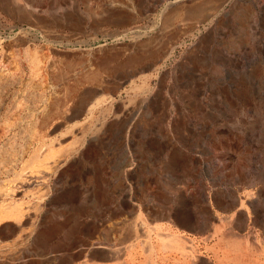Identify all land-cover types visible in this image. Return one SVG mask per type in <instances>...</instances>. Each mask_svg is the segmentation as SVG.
<instances>
[{
    "label": "rangeland",
    "instance_id": "rangeland-1",
    "mask_svg": "<svg viewBox=\"0 0 264 264\" xmlns=\"http://www.w3.org/2000/svg\"><path fill=\"white\" fill-rule=\"evenodd\" d=\"M167 1L0 0V264H264V0Z\"/></svg>",
    "mask_w": 264,
    "mask_h": 264
},
{
    "label": "bare ground",
    "instance_id": "bare-ground-1",
    "mask_svg": "<svg viewBox=\"0 0 264 264\" xmlns=\"http://www.w3.org/2000/svg\"><path fill=\"white\" fill-rule=\"evenodd\" d=\"M65 1V0H64ZM176 1H178V0H168L167 2H166V4H165V6L164 7H167V6H171V5H173ZM224 3V2H223ZM119 6V5H118ZM28 8H30V7H28ZM199 8H200V6H199ZM32 9V8H31ZM197 11V10H196ZM169 16V15H168ZM170 18V17H169ZM171 47V46H170ZM154 56V55H153ZM140 57V56H139ZM146 58H147V56H146ZM155 59V58H154ZM158 59V58H157ZM143 60V59H142ZM144 60H145V58H144ZM143 60V61H144ZM150 60H151V58H150ZM149 62V61H148ZM155 62V61H154ZM154 62H152V63H154ZM152 65V64H151ZM146 66V65H145ZM148 66H150V65H148ZM153 66H155V65H153ZM111 90V89H110ZM111 92H112V94H115V91H114V89H112L111 90ZM94 95V94H93ZM110 97H111V95H109ZM102 97V96H101ZM99 98H100V96H99ZM103 98V97H102ZM113 97H111V99H112ZM122 100V99H121ZM93 103H96V102H99L98 100H97V98H96V100L94 99L93 101H92ZM91 102V104H89V106H88V109H90L91 107H93L95 104H93ZM98 104V103H97ZM93 105V106H92ZM128 105V101H117V110H120V112L122 111V114H123V116L122 117H120L119 119H117L118 117V115L116 114V115H114V116H116V119H114L112 122H109V123H106V122H101V124H100V127H99V129H103V127L105 126V129L104 130H106V129H112V128H115V130L117 129V127L119 128V130H121L122 131V127L123 126H125V123H126V121H125V119H124V116H125V114H127V112H126V106ZM115 112V111H114ZM114 116H113V118H114ZM112 117V116H111ZM159 118L158 117H156V116H151L150 115V118H149V122H147L148 124H150V123H154V124H158L159 123V120H158ZM85 120V119H84ZM186 120V119H185ZM184 120V121H185ZM82 121V120H81ZM105 121V120H104ZM189 121V120H188ZM187 121V122H188ZM147 124V125H148ZM188 124V123H187ZM93 126V125H92ZM154 126V125H153ZM158 127H159V125H158ZM157 127V128H158ZM193 127V126H192ZM124 128V127H123ZM156 129V128H155ZM157 130V129H156ZM155 130V131H156ZM68 131V130H67ZM108 131V130H107ZM132 132V131H131ZM147 132V131H146ZM151 132V131H150ZM157 132V131H156ZM184 133V132H183ZM154 134V133H153ZM155 135H156V133H155ZM76 136V135H75ZM64 136L62 135L61 136V138H63ZM76 141V140H75ZM126 141H128V140H126ZM132 141V140H131ZM58 142V141H57ZM45 144V143H44ZM52 144V143H51ZM43 145V144H42ZM46 145V144H45ZM57 146V145H56ZM45 147V146H44ZM66 147V146H65ZM41 148V147H40ZM49 149H50V147H49ZM44 150V149H43ZM64 151V150H63ZM65 151H66V149H65ZM65 151H64V153H65ZM67 151H68V148H67ZM52 152H54V151H52ZM37 153V152H36ZM49 153H51L50 151H49ZM48 153V154H49ZM55 153V152H54ZM59 153H61L60 151H59ZM58 153V151H57V154H59ZM63 153V154H64ZM67 153V152H66ZM48 154L46 155V156H48ZM56 154V153H55ZM63 154H61V155H63ZM38 155V154H37ZM44 155V154H43ZM42 154H41V156L42 157H44ZM51 154H49V156H50ZM53 155V154H52ZM55 156V155H54ZM53 156V157H54ZM58 156V155H57ZM57 156H55V157H57ZM52 157V156H51ZM33 158H35L34 156H33ZM36 158H37V156H36ZM39 158V157H38ZM45 158V157H44ZM47 159H48V157H46ZM62 157H60V159H61ZM43 159V158H42ZM35 160V159H34ZM38 161V160H37ZM47 161H49V160H47ZM58 161V160H57ZM51 162H53L52 160H51ZM36 163H38V162H36ZM44 163V162H43ZM39 164H41V162H39ZM54 164H55V162H54ZM35 165V164H34ZM33 165V166H34ZM50 165V164H49ZM51 165H52V163H51ZM47 166V165H46ZM45 166V167H46ZM55 166V165H54ZM45 168L44 166H41V167H39V166H37V167H32L31 168V170H26L27 171V173L25 172V175H24V178H22L21 179V181H23V182H25V183H33L34 181H36V178H37V176L39 177V176H42V175H40V172H42V170H43V168ZM49 167V166H48ZM27 168V167H26ZM49 168H51V167H49ZM56 168V167H55ZM20 169V168H19ZM52 169V168H51ZM44 171V170H43ZM46 171V170H45ZM49 171V170H48ZM47 171V172H48ZM109 173V172H108ZM24 174V173H23ZM23 177V176H22ZM46 179V178H45ZM40 182V181H39ZM38 184V183H37ZM13 185V184H12ZM37 188V187H36ZM124 190H126V189H124ZM25 191V190H24ZM120 191V190H119ZM128 191V190H127ZM4 192V191H3ZM12 192V191H11ZM2 193V192H1ZM0 193V194H1ZM5 194L7 193V192H4ZM3 193V194H4ZM22 193H23V191H22ZM25 193V192H24ZM39 193V192H38ZM248 193V192H247ZM123 194V193H122ZM7 195V194H6ZM125 195V194H124ZM7 200H10V197H9V199H7ZM19 202V201H18ZM1 203V202H0ZM5 203V202H4ZM19 203H21V202H19ZM25 203V202H24ZM23 203V204H24ZM22 204V203H21ZM20 204V205H21ZM1 205V204H0ZM240 205H243V203L242 204H240ZM240 205H239V207H240ZM24 206V205H23ZM27 206V205H26ZM244 206V205H243ZM0 207H2L0 210H1V212H0V219L2 218V217H10V218H12V219H14L15 218V221H17L18 223H20V224H24V223H26V222H28V220L30 219V215L28 214V213H26V211H25V213H24V210L23 211H21L20 209H22V208H19L18 207V204H15V202L13 203H10V201H7V204H4V205H1ZM238 207V206H237ZM27 212H28V210H27ZM129 214V213H128ZM163 215V214H162ZM165 216V215H164ZM163 216V217H164ZM162 218V216H154L152 219L153 220H155V219H161ZM165 219V218H164ZM3 220V219H2ZM142 222V221H141ZM143 223V222H142ZM134 224V223H133ZM140 225V224H139ZM144 225V224H143ZM141 226V225H140ZM139 227V226H138ZM155 227V226H154ZM137 228V227H136ZM148 228V227H147ZM125 230V229H124ZM126 231V230H125ZM136 231H137V229H136ZM135 231V232H136ZM142 231V230H141ZM13 232V231H12ZM123 232V231H122ZM143 233V232H142ZM118 234V233H117ZM160 234V233H159ZM158 234V235H159ZM140 235L141 234H139V237H140ZM133 236V235H132ZM168 236V235H167ZM128 237V236H127ZM130 237V236H129ZM135 237V236H134ZM133 237V238H134ZM126 238V237H125ZM136 238V237H135ZM137 238H138V235H137ZM141 238V237H140ZM139 239V238H138ZM121 240V239H120ZM124 240V239H123ZM122 240V241H123ZM134 240V239H133ZM132 240V241H133ZM141 240V239H140ZM145 240V239H144ZM143 239H142V241H144ZM130 242V243H132L133 244V242ZM141 241V242H142ZM146 241V240H145ZM148 242V241H147ZM123 243V242H122ZM143 243H146V242H143ZM102 243H100V245H101ZM106 244H108V243H106ZM147 244L148 243H146V245L145 246H147ZM99 245V247H101ZM111 245V244H110ZM129 245V244H128ZM144 245V244H143ZM102 246H103V244H102ZM117 246V245H116ZM97 247H98V245H97ZM184 247V246H183ZM104 248V247H103ZM108 248V247H107ZM117 248H119V247H117ZM105 249V248H104ZM147 249V248H146ZM108 250V249H107ZM187 250V249H186ZM185 250V251H186ZM189 250V249H188ZM116 252H117V250H115ZM185 251H184V253H185ZM110 252L111 251H109V253L107 252V251H105V250H103V249H101V250H98L97 251V255H95V256H92V259H94V260H96V261H99V262H104V261H108V260H112L113 258H115L114 257V254L112 253V254H110ZM114 252V251H113ZM115 252V253H116ZM189 253V252H188ZM182 255V254H181ZM186 255H188L187 253H186ZM190 256V255H189Z\"/></svg>",
    "mask_w": 264,
    "mask_h": 264
}]
</instances>
